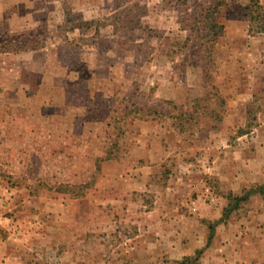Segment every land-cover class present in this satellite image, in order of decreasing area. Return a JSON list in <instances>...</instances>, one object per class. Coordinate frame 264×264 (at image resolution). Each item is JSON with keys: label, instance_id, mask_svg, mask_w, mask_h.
<instances>
[{"label": "rangeland", "instance_id": "374dc122", "mask_svg": "<svg viewBox=\"0 0 264 264\" xmlns=\"http://www.w3.org/2000/svg\"><path fill=\"white\" fill-rule=\"evenodd\" d=\"M263 183L264 0H0V240L31 231L27 264H176L194 233L199 264H264Z\"/></svg>", "mask_w": 264, "mask_h": 264}, {"label": "crops", "instance_id": "0c3cea01", "mask_svg": "<svg viewBox=\"0 0 264 264\" xmlns=\"http://www.w3.org/2000/svg\"><path fill=\"white\" fill-rule=\"evenodd\" d=\"M77 198H79V200L81 199L80 196ZM26 202V205H24L25 214L23 215L20 211H17V214L21 217L25 216L23 221L25 219L24 223L27 224L28 228H30V225L34 224L36 219H40L43 221L42 223H44L45 235L48 236L54 234L55 232L56 235L54 234V238H57V235L59 234V243H68L71 240L76 239L74 234L81 235V233H83L82 226L84 222V213L82 209H77L74 216L71 215V217H69L67 214L69 211L67 209V205L65 204L58 205L52 202H42L41 206L39 205V207L43 211L39 210L36 212L32 207L34 206V204H32V200H27ZM74 202L77 204L79 201L74 200ZM202 216L200 218L195 216V221L198 222L202 221L203 218H208ZM198 238H200L199 235L194 233L193 239H195V243L193 249L188 250L187 252L182 251L183 247L179 245V242L175 249L179 250V252L181 251V256L191 255V253L193 254L195 250L202 244L201 242H197L196 244V240L198 241ZM211 238L212 236H210V239ZM33 242L34 240L32 239V232L28 230L25 234L21 233L20 237H10L6 241L0 240V264H27V260H29V258H34V249L32 247V245H34ZM214 252L215 251L213 250L210 251L209 255L211 256V254ZM179 260H177L176 264H178Z\"/></svg>", "mask_w": 264, "mask_h": 264}, {"label": "trees", "instance_id": "16d2710c", "mask_svg": "<svg viewBox=\"0 0 264 264\" xmlns=\"http://www.w3.org/2000/svg\"><path fill=\"white\" fill-rule=\"evenodd\" d=\"M257 188H258V190L263 189L264 183L261 185H258ZM234 199H237V197L235 196ZM232 208H234V207L231 206V207H229L228 210H230ZM210 231H211V228H210ZM210 235H211V233H210ZM210 235H209L208 239H210ZM201 252H202L201 249H196L192 255L183 256L178 261V264H199V257H200Z\"/></svg>", "mask_w": 264, "mask_h": 264}]
</instances>
